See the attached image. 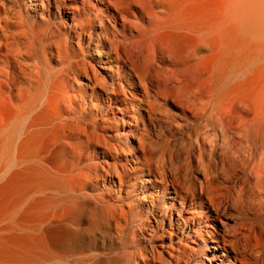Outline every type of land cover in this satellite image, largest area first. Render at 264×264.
<instances>
[{"label": "bare ground", "instance_id": "1", "mask_svg": "<svg viewBox=\"0 0 264 264\" xmlns=\"http://www.w3.org/2000/svg\"><path fill=\"white\" fill-rule=\"evenodd\" d=\"M0 264H264V0H0Z\"/></svg>", "mask_w": 264, "mask_h": 264}, {"label": "rangeland", "instance_id": "2", "mask_svg": "<svg viewBox=\"0 0 264 264\" xmlns=\"http://www.w3.org/2000/svg\"><path fill=\"white\" fill-rule=\"evenodd\" d=\"M211 249H214L213 247H211Z\"/></svg>", "mask_w": 264, "mask_h": 264}]
</instances>
